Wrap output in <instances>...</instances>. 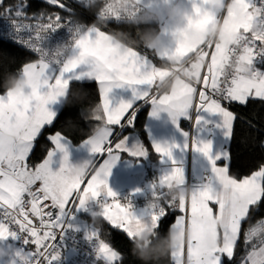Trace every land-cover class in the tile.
<instances>
[{
	"label": "snow or ice",
	"instance_id": "6c2138e0",
	"mask_svg": "<svg viewBox=\"0 0 264 264\" xmlns=\"http://www.w3.org/2000/svg\"><path fill=\"white\" fill-rule=\"evenodd\" d=\"M48 2L60 9L66 7L62 0ZM225 3L229 6L216 9L209 6V0H192L193 15L187 18V24L197 30H204L210 24H219V41L192 44L183 30L174 29L171 31L174 45L154 50L162 59L186 60L198 55L201 61L193 65L196 68L195 83L181 81L170 93L158 98L152 95L151 89L168 73L164 68L155 66L137 47L118 50L116 45L109 42L107 32L86 28L74 35L72 55L57 64L55 72H51V65L42 55L45 37L62 26L67 27L72 34L73 22L62 24L63 18L59 14L55 15L54 20L49 17L46 24L37 23L34 28L15 21L18 33L22 28L35 32L34 38L30 35L27 40L17 39L38 53L39 59L22 66L23 75L29 84L26 96L10 91L0 94V240L21 238L20 233L27 232L32 237L31 242L37 246V253L15 249L8 264H40L39 257H43L47 264H53L59 258V254H53L55 243L49 248L47 241L55 240V230H61L64 217L71 215V209L66 208L70 198L75 209L88 208L93 203L101 206V218L114 229L121 230L130 244L131 238L148 227L160 233L159 226L167 215L161 202L136 210L131 202V194L123 197L126 203H121V198L108 184L111 168L119 159L120 152H127L133 157H143L148 152L139 142L129 145L127 137L116 143L115 148L110 142L113 134L111 126H125L122 117L126 119L127 126L134 124V102L140 100L150 101L152 116H157L162 110L167 112L173 124H177L180 117H188L189 109L218 114L216 126L222 129L225 145L209 155L210 142L192 137V148L208 157L209 169L197 185L191 186L190 194L178 201H162L169 208L178 207L181 212H187L190 208L187 217L178 216L172 225L180 239V243L170 252L173 264H226L225 258L230 264L238 247L242 222L264 206V164L241 179L229 174L228 146L237 116L222 102H235L244 106L250 100L264 101V71L257 70L253 63L255 58L264 55V35L249 31L254 19L264 18V0L258 3L257 0H225ZM17 16L25 18L24 12L20 10H17ZM81 79H94L98 83L101 102L97 107L104 122L100 133L85 139L82 145L95 157L107 153V158L90 175L82 191L80 189L85 177L72 175L68 164V140L60 131L48 136L54 148L48 150L42 163L33 168L27 162L34 141L43 127L54 122L55 113L49 105L64 96L70 81ZM123 86L131 89V98L113 103L114 98L110 93L114 88ZM130 109H133L131 115L125 117ZM207 123L202 116L197 115L196 124L200 128ZM246 123L250 128L255 127L250 120ZM10 127L21 129V134L14 140H6L2 135ZM184 135L187 137L186 133ZM151 144L161 160L166 158L171 162V166L162 172L158 183L151 185V190L158 191L166 182L183 183V169L177 166L173 158V149L178 145L156 141ZM261 145L264 147V141ZM187 146L186 139L184 147ZM54 157L58 160L55 170L52 167ZM219 161L224 162L223 166H218ZM138 191L140 189L133 190ZM49 200L50 206L58 209L55 218L51 211H45L48 204L40 206ZM209 202L218 206L215 212ZM30 215L38 217L41 227L48 229L43 236L31 226ZM9 224L18 225L19 232L13 231ZM260 224L262 227L259 229L249 227L244 230V254L239 264H264V219H261ZM86 237L96 240V253L105 264H115L122 259L119 252L99 239L98 229L91 228L86 232ZM185 241L186 262L182 258ZM23 243L28 244L29 240L24 238ZM42 246L43 251H40Z\"/></svg>",
	"mask_w": 264,
	"mask_h": 264
},
{
	"label": "clouds",
	"instance_id": "9594fccd",
	"mask_svg": "<svg viewBox=\"0 0 264 264\" xmlns=\"http://www.w3.org/2000/svg\"><path fill=\"white\" fill-rule=\"evenodd\" d=\"M75 2L86 10L94 12L96 19L90 25H85L83 21L75 18L72 25L73 33L67 40L58 41L51 45L45 42L42 55L50 65H57L72 55V41L77 32L86 28L102 30L107 27L109 18L114 17H124L130 26L135 28V34L121 29H111L110 32H107L109 42L116 45L118 50L138 46L150 50H159L164 47V33H168L173 40L171 31L174 29L183 30L188 42L192 44L198 45L202 42H214L221 39L219 24H210L204 30H197L187 24V18L193 15L192 0H190V8L185 6L184 0H140V2L138 0H75ZM209 6L221 9L229 5L225 3V0H209ZM161 22H164L163 30H161ZM141 25L144 27H140ZM249 31L257 35H264V18L257 17L254 19L250 24ZM167 61L168 63L163 68L168 74L157 83L158 89L172 91L179 86L181 81L195 83L196 68L193 65L201 63L198 55H193L186 60L172 58ZM0 86L5 89V92L10 91L17 95L26 96L29 92V84L23 75L22 68L4 74ZM63 98L66 102H70L72 99H81L79 94L71 91L70 86L65 91ZM161 112L165 111L162 110ZM84 118L100 121L91 129L90 135L86 139L98 135L104 127V122L97 105L86 106ZM20 134L21 129L16 127L6 128L2 133L6 140H14ZM68 164L72 175L78 177H87L100 168V165H97L95 155L88 150L87 155L74 161L68 160ZM153 183H157L156 179L149 182L145 207L158 205L162 200L178 201L182 196L188 194V186L185 184V180L183 183L166 182L156 192L151 190ZM88 210L91 221H98L101 218V206L88 205ZM179 243L180 239L174 228L170 227L165 234H160L148 227L131 238V253L142 264H158ZM8 255V250L0 246V258Z\"/></svg>",
	"mask_w": 264,
	"mask_h": 264
},
{
	"label": "trees",
	"instance_id": "16d2710c",
	"mask_svg": "<svg viewBox=\"0 0 264 264\" xmlns=\"http://www.w3.org/2000/svg\"><path fill=\"white\" fill-rule=\"evenodd\" d=\"M24 1L25 5L23 4ZM21 4L24 5L22 10L31 16H54L57 13H62L79 17L88 24L93 22L92 11L84 10L71 13V11L62 10L58 6H54L44 0H3V3H0V15H9L10 12H15V9L18 10ZM140 27L144 26L141 25ZM104 29L109 32L111 29H121L135 34V28L130 26L127 20H109L107 27ZM138 47L146 48L143 46ZM38 59L39 55L6 37L0 36V82H2L4 74L15 72L21 69L25 63ZM157 61L159 62L160 60L157 59ZM258 66L264 67V58ZM70 88L73 93L79 94L81 99H72L70 102L64 101L53 124L43 127L29 155V165L35 166L38 164L44 159L48 150L53 147V144L48 140V136L51 133L60 131L72 141L78 143L87 138L90 135L91 129L100 123V121L95 119L84 118L86 106L99 105L101 102L98 83L94 79L72 80L70 81ZM3 92H5V89L0 86V93ZM229 106L237 116L233 126V137L229 144V173L235 178H242L257 170L261 164H264V147L261 145V142L264 141V101L250 100L244 106L234 102L229 104ZM148 107V102L141 100L136 103L134 105L136 111L134 124L132 126H125L121 133L129 130L137 131L140 134L143 145L148 149L147 153L153 157L156 153L152 149V144L145 128ZM132 111L133 109H130L126 117L130 116ZM248 120L252 121L255 127L250 128L248 123H246ZM161 203L165 207L167 215L159 226V232L160 234H165L181 211L178 207L175 209L169 208L165 201H161ZM85 215L91 220L90 214L87 213ZM262 218H264V206L259 211L254 212L249 219L242 222L240 240L238 241L235 256L230 264H239L240 257L244 254V230L249 227L259 229L260 227L257 224ZM93 226L98 229L99 239L117 249L121 254L122 259L116 261L115 264H142L140 260L132 255L131 244L121 230L114 229L111 224L102 218L98 221H93ZM225 262L229 264L227 258H225ZM158 264H173L170 253L163 257Z\"/></svg>",
	"mask_w": 264,
	"mask_h": 264
},
{
	"label": "crops",
	"instance_id": "0c3cea01",
	"mask_svg": "<svg viewBox=\"0 0 264 264\" xmlns=\"http://www.w3.org/2000/svg\"><path fill=\"white\" fill-rule=\"evenodd\" d=\"M184 2L186 7L189 8L191 7L190 0H184ZM258 2L259 0H257V3ZM220 27L221 26L219 25V33H220ZM163 28H164V22H161V30H163ZM102 30L105 32H109L104 28ZM173 45H174V41L170 38V35L168 33H164V46L170 48ZM137 50L141 51L142 53H145L148 56V58L152 61V63L157 67L163 68L168 63L166 58L162 59L160 56L156 54L154 50H150L148 48H139V47H137ZM156 58L159 59L160 61L158 62ZM255 68L257 70L264 71V67L261 68L260 66H258V64ZM56 70L57 68L54 65H51L50 71L55 72ZM170 92H171L170 90L158 89L156 86H153V88L151 89L152 95L157 96V98L159 96H162ZM0 94H5V92ZM110 96L114 98L112 100L113 103H116L118 100L121 99L129 100L131 98V89L128 88L127 86L114 88L110 93ZM64 101L65 99L63 97H60L55 102L49 105L50 109L55 113V117L58 114L60 108L62 107ZM142 101L145 102L144 100ZM137 102L139 101L134 102V105ZM148 103H149L148 115L145 122V128L148 138L151 143L153 141H156L161 143L167 142L169 144L175 143L176 145H178V147L173 149V158L174 160L177 161V166H180L183 169L185 184L188 186V193L190 194L191 186L197 185L200 182V179L206 174V172L209 169L208 157H206L203 153L198 152L192 148L191 139L192 137L195 136L199 140L209 141L210 142L209 155H212L218 149H221L225 145L226 140L223 136L222 129L216 126L219 121V116L218 114H209L204 111L197 112L195 111V109H189L188 117H180L178 118L177 124H173L168 114L165 112H160L157 116H152L150 114L152 111V105L150 101ZM223 104L226 108H228L229 111L233 112V110L230 108L228 104L225 103ZM127 114L128 113L125 114V117ZM197 115L202 116L204 120L208 121V123L203 128H200L199 124H196ZM122 123H124V125L127 126V122L126 120L124 121L123 117H122ZM111 127L113 128V134L110 137V142L113 148H115V144L118 143L120 140H122L124 137H127V143L129 145L135 142H139L140 144H143L140 134L137 131L129 130L127 132L121 133L124 127L122 128L119 125H114ZM55 132L51 134H54ZM185 133L187 134V137L184 135ZM64 136L68 140L69 160L74 161L80 157L87 155V149L82 145L83 141L86 138L76 143L66 135ZM186 139L188 142L187 148L184 147ZM52 148H54V145ZM228 151H229V146H228ZM28 158H27V162H28ZM106 158H107L106 152L99 154L96 157L97 165L103 163V160ZM43 160H41L39 163H42ZM217 163L218 166H223L224 162L219 161ZM29 166L33 168L35 167L31 165ZM57 166H58V160L57 158L54 157V162L52 164L53 170H55ZM170 166H171V162L168 161L166 158L164 160H161L159 154L157 153L153 157L150 156L148 153L143 157H133L129 155L127 152H120L119 159L111 168L110 175L108 177V184L110 188L117 193V196H119L123 192H127L128 194H131L132 195L131 202L133 204L134 209L140 210L145 207L149 182L156 179V182L158 183L159 181L158 177L160 176V174L165 170H167ZM90 175L85 177L84 181L82 182V186L80 189L81 191L83 187L86 186L87 180L90 179ZM237 179H241V178H237ZM134 189H140V191L133 192ZM71 202L72 201L70 198V202L66 206L67 209ZM121 203H126V201H121ZM209 206L213 208L214 212L218 207L212 204L211 202H209ZM85 214L87 213L84 211V208L81 209L74 208L71 215H69V218L71 219V226L73 227V223L75 222V220L86 218L89 225L92 228H95L93 226V221L89 220V218ZM189 214H190V208L189 211L187 212H180L177 215V217L182 215L187 217ZM65 218L66 216L64 217V219ZM176 218L172 223V225L175 223ZM73 228L76 229L75 227ZM76 231L86 236L83 231L78 229H76ZM186 254H187V243L185 241L184 254L182 257L185 262H186ZM100 258L103 260L102 257Z\"/></svg>",
	"mask_w": 264,
	"mask_h": 264
},
{
	"label": "built area",
	"instance_id": "2783aa9c",
	"mask_svg": "<svg viewBox=\"0 0 264 264\" xmlns=\"http://www.w3.org/2000/svg\"><path fill=\"white\" fill-rule=\"evenodd\" d=\"M48 2V0H47ZM63 3H65L66 7L62 10H67L75 12V11H84L85 8L81 7L79 4L75 2V0H62ZM25 5V4H24ZM19 7L18 10H22L24 7ZM24 12V11H23ZM25 18L21 19L17 16V10L10 15H0V36L6 37L9 40L14 41L15 43L19 44L20 46L32 51L27 46H25L20 40L17 39H23L27 40L28 37L31 35L33 38L35 37L34 31H29L27 28H22L21 31L18 33L16 31L17 25L15 23L16 20H18L22 25H30L33 28L37 23H48L49 17H52L54 20V16H39V19H37L38 16H31L24 12ZM59 14L63 19L61 20L62 24H67L69 21L73 22L75 18L79 19L80 21H83L85 25H90L84 20H82L79 17L68 15V14ZM93 21L96 19V15L93 12L92 13ZM109 20H124L126 19L124 17H114L109 18ZM108 20V21H109ZM70 36V32L67 27L62 26L55 31H51L46 37L43 43L47 42L48 45H51L53 43H56L58 41L67 40ZM33 52V51H32ZM35 53V52H34ZM39 55L38 53H35ZM263 58L262 56H259L254 59L253 63L254 66H257V64L260 62V60ZM58 67L57 65H55ZM225 104H228L227 102H222ZM124 127V126H123ZM122 127V128H123ZM38 185L34 186L37 187ZM129 194L127 192L121 193L118 198H121V201L123 200V197L128 196ZM27 199V197H25ZM44 204H48L49 207L45 208V211H51L53 213V218H55L56 213L58 212L57 208L51 207V201H44L41 203V207L44 206ZM93 207H95V204H92ZM68 209H71V213L74 209V205L71 202ZM84 211L88 214L89 210L88 208H84ZM29 219L32 221V227H35L39 230L38 234L43 236V233L45 231H48V229L42 228L40 224V219L35 216L29 217ZM47 219V217H45ZM9 227L13 231L19 232V226L16 224H9ZM60 231L62 232V235H60ZM21 238L18 236L15 239L12 237H8L6 239L0 240V246L5 247L8 250L9 255L3 258H0V264H7V261L10 260L12 253L15 249H21L25 253H31L36 254L37 253V246L31 242L32 237L27 232L20 233ZM24 238H27L29 240L28 244H24L23 240ZM13 243L12 247H8V245ZM55 243L56 248L53 254H59V258L53 262V264H105V261L102 260L96 253V242L94 239H88L83 234L76 231L71 226V219L69 218V215L66 216L64 219V226L60 229L55 230V240H49L47 241V245L49 248L51 245ZM40 251H43V246L39 249ZM66 250V251H65ZM68 250V252H67ZM65 251V252H64ZM40 264H47V261L44 260L43 257H39Z\"/></svg>",
	"mask_w": 264,
	"mask_h": 264
},
{
	"label": "rangeland",
	"instance_id": "374dc122",
	"mask_svg": "<svg viewBox=\"0 0 264 264\" xmlns=\"http://www.w3.org/2000/svg\"><path fill=\"white\" fill-rule=\"evenodd\" d=\"M44 1H46L47 2V0H44ZM25 3V1L23 2V4ZM23 4H21L19 7H21ZM19 7H18V9H19ZM17 9H15V11H16ZM21 11H24V10H21ZM14 13V12H13ZM13 13H9V15L10 14H13ZM4 15H7V14H4ZM263 58H264V55H263ZM263 58L260 60V62H262V60H263ZM259 62V63H260ZM258 63V64H259ZM256 67V66H255ZM138 103V102H137ZM262 219H264V218H262ZM260 221H261V219H260ZM260 221H259V223L257 224L258 225V227H261L262 225L260 224ZM256 225V226H257ZM73 227H75L76 229H78V230H81V231H83L84 232V234L86 235V232L87 231H89L92 227L89 225V223H88V221L86 220V218H83V219H78V220H75V222L73 223ZM95 240V239H94ZM95 242H96V240H95ZM97 243H98V241H97ZM12 245H13V243L11 242V244L10 245H8V247H12ZM110 247H112V246H110ZM114 250H116L117 251V249H115L114 247H112ZM118 252V251H117Z\"/></svg>",
	"mask_w": 264,
	"mask_h": 264
}]
</instances>
